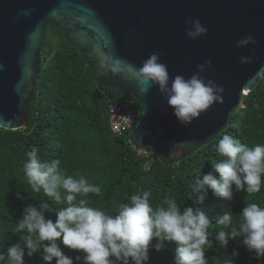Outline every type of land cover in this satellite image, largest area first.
I'll list each match as a JSON object with an SVG mask.
<instances>
[{"label":"water","instance_id":"obj_1","mask_svg":"<svg viewBox=\"0 0 264 264\" xmlns=\"http://www.w3.org/2000/svg\"><path fill=\"white\" fill-rule=\"evenodd\" d=\"M199 18L206 34L193 40L185 21ZM52 23L69 44L94 59L100 78L112 89L133 95L143 108L131 136L139 149H164L185 155L208 143L228 123L264 67V0H0V126H26L28 102L40 73L45 30ZM252 35L257 43L237 47ZM170 76L201 72L225 89L191 125L179 122L173 107L153 84L147 91L127 74H113L105 64L115 59L137 68L153 52ZM251 56V63H242Z\"/></svg>","mask_w":264,"mask_h":264},{"label":"trees","instance_id":"obj_2","mask_svg":"<svg viewBox=\"0 0 264 264\" xmlns=\"http://www.w3.org/2000/svg\"><path fill=\"white\" fill-rule=\"evenodd\" d=\"M51 35L46 36L41 55L40 73L35 91L28 102L26 126L0 130V252L21 243L23 232H16L23 209L28 204L37 207L48 201L52 210L45 211L46 219L55 221V211L66 206L56 204L43 194L32 192L23 172L27 152L33 146L39 148L42 160L59 158L61 167L68 174L77 172L90 183L100 185V195L89 194L77 199L89 200L90 206L115 214L121 203L129 202L132 194L149 191L151 206H160L165 198H175L183 207L202 209L211 221L213 248L206 250L208 264H225L228 258L235 264H264L243 244V237L231 240L227 248L219 246L215 233L221 226L216 218L224 212L233 213V224L239 226L244 207L257 203L264 207V187L260 192L247 196L246 191L235 192L231 201H222L209 189L202 203L197 201L201 193L192 192V183L198 174L213 172L212 160L223 159L215 151V145L224 134L231 135L249 146L264 144V78H258L255 86L246 94L244 106L237 108L229 123L208 143L185 155H172L164 149H151L148 156L138 154L131 143L130 133L113 135L109 128L108 109L112 103L128 99L141 103L133 95H124L112 89L97 73L93 57L71 46L52 24ZM46 31V30H45ZM59 36L60 41H53ZM218 176V173H214ZM78 178V177H77ZM20 192L25 199H20ZM64 195L63 190H61ZM223 204V208H222ZM156 239L149 247V260L145 264H174L175 244L165 242L157 251ZM47 243V242H45ZM24 248L25 264H45L40 253L28 255ZM74 264H83L75 257L83 253L61 244ZM234 250L238 257H232ZM43 249H41V252ZM7 259V258H6ZM55 264V260L51 262Z\"/></svg>","mask_w":264,"mask_h":264},{"label":"clouds","instance_id":"obj_3","mask_svg":"<svg viewBox=\"0 0 264 264\" xmlns=\"http://www.w3.org/2000/svg\"><path fill=\"white\" fill-rule=\"evenodd\" d=\"M185 23L189 25L186 35L193 40L208 31L199 18L189 17ZM256 43V39L248 35L237 41V47ZM160 56V52H153L139 68L122 59L105 64V68L113 74L134 77L142 85V91L157 85L179 122L185 126L191 125L214 103L223 102L224 87L201 76V72L212 67L211 60L199 64V71L189 78L179 74L172 78L167 65L160 62ZM240 60L251 63L252 57L242 56ZM257 75L264 78V67ZM214 147L223 158L212 160V168L218 176L209 172L201 179L197 174L192 183V192L201 193L197 197L199 203L203 202L209 189L222 201H231L234 191H246L247 196L261 191L264 187V144L249 146L224 134ZM39 151L33 146L26 154L23 172L27 182L32 192L43 190L49 200L66 206L55 211V221L45 217V211L52 210L48 201L39 207L28 204L23 209L15 231L24 233L20 241L28 249L29 256L40 253L45 264H51L53 260L55 264H74L73 258L62 250L63 244L83 253L75 257L83 264H145L149 260V247L156 239L154 247L157 251L165 242L175 244L174 264H208L206 250L214 245L210 239L213 233L209 231L212 223L202 209L191 206L182 209L175 198H165L154 208L150 204L151 193L141 190L132 194L129 202L121 203L115 214L106 213L90 206L87 199H77L90 193L100 195V185L90 183L78 172L68 174L67 169L61 167L59 158L50 162L42 160ZM144 152L148 153L144 156L151 154ZM17 196L25 199L20 192ZM240 216L242 219L237 227L233 224V213L222 211L216 218L215 224L221 228L215 233V240L219 246L227 248L231 240L243 237L242 242L249 251L264 257V207L257 203L247 204ZM21 243L13 244L6 253L0 252V264H25ZM239 254L234 250L231 256L238 257ZM225 264L235 262L228 258Z\"/></svg>","mask_w":264,"mask_h":264},{"label":"built area","instance_id":"obj_4","mask_svg":"<svg viewBox=\"0 0 264 264\" xmlns=\"http://www.w3.org/2000/svg\"><path fill=\"white\" fill-rule=\"evenodd\" d=\"M143 114V109L133 99H128L119 103H112L108 109L109 128L113 135L121 136L131 133ZM0 126V130H1ZM134 148H137L131 140ZM138 154L147 155L148 153L138 149Z\"/></svg>","mask_w":264,"mask_h":264},{"label":"rangeland","instance_id":"obj_5","mask_svg":"<svg viewBox=\"0 0 264 264\" xmlns=\"http://www.w3.org/2000/svg\"><path fill=\"white\" fill-rule=\"evenodd\" d=\"M45 32H46V36L47 37H48V35H51L52 34L51 33V29H49V28H46V31ZM54 37L57 38L58 41H60V37L59 36H52L54 42H56V39Z\"/></svg>","mask_w":264,"mask_h":264}]
</instances>
